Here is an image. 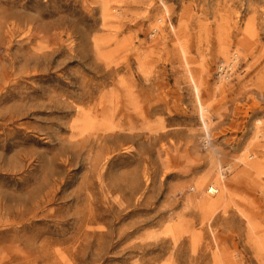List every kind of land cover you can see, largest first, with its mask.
Instances as JSON below:
<instances>
[{
	"label": "rangeland",
	"instance_id": "rangeland-1",
	"mask_svg": "<svg viewBox=\"0 0 264 264\" xmlns=\"http://www.w3.org/2000/svg\"><path fill=\"white\" fill-rule=\"evenodd\" d=\"M8 1L0 77L18 42L49 54L20 90L0 79V264H264V0ZM186 62L221 152L226 193L211 208L185 209L210 165ZM121 81L116 135L78 133L75 153L76 107L108 110ZM33 186L45 210L1 209Z\"/></svg>",
	"mask_w": 264,
	"mask_h": 264
},
{
	"label": "bare ground",
	"instance_id": "bare-ground-1",
	"mask_svg": "<svg viewBox=\"0 0 264 264\" xmlns=\"http://www.w3.org/2000/svg\"><path fill=\"white\" fill-rule=\"evenodd\" d=\"M15 8H16L15 4L10 3L8 0L0 1V34L1 35L5 31L3 24H6L7 22H9L10 17L13 15V11ZM106 13H107V9L106 7L103 6L102 14L105 15ZM24 42H27V41L18 42L19 48L21 47L20 50L18 48L16 51H14V47L12 46L7 49L9 59L12 63V74H11V77H8V78H6L4 74H1L0 79L5 85L8 84V86H10L11 91H13L14 89L20 90V88L26 86L27 82L31 81L32 79L37 78L36 76L38 74L37 73L38 68L42 64H44V59L49 54L48 52L44 50V48H36L33 51L31 50L26 51L24 50L23 44H26ZM30 45L31 44H28V46ZM95 47L96 49L99 48L97 43ZM235 60H236V57H234L232 59V62L229 63L228 66H225V67L229 69H233V65H234L233 61ZM185 72L189 75L190 81L193 86V91L196 94V98L198 101V113H199V118L201 122L200 125L203 131V136H202L201 141H202L203 146L205 148H208L209 150L208 156L210 158V165L208 169L206 170V172L204 173V175L201 176V178L196 183L191 185L192 193L188 197L185 209L191 208V207H198V206L211 208L213 205H215L219 201V198H220V197L214 198L212 196L218 195V196L223 197L226 193L225 191L226 184L223 181L224 175H223L222 161L215 159V157L219 155L221 152L218 146L215 144V140L214 138H212V135H211V131L214 126V120L208 115L207 113L208 109L201 101L198 78L187 62L185 63ZM22 79L25 82H23ZM126 88L127 87L125 83L121 81V84L118 85L116 89H113L110 92L109 104L112 106L109 107L108 110H103L101 113L96 114L95 116H92L89 113H85L84 110L81 109L80 107H76L77 115L73 118L72 123L70 124L72 135L70 139L65 140V143H67L69 148L74 149L75 151L78 141L76 142V140L74 139L77 137V134L85 133L89 131L91 128H95L98 131H99L98 128H103L106 132L111 133V135L113 134L116 135V133H114L116 130V125H114V121H112L111 118L113 116H118L119 113H122L124 110L122 109V111H120L119 113H115L116 107L114 108L113 104L116 100H119L123 91H126V93H128ZM32 95L33 94L31 93L30 94H24V93L20 94V96H24L23 101H25V99L29 101ZM124 115H128V112L127 111L124 112ZM1 117H4L3 120L8 122V121L14 120L15 117L17 116H7V117L1 116ZM131 132H133V128L131 129ZM119 133H124L125 135L130 136L128 134L129 131L126 128L125 130L120 128ZM262 135H263L262 129L257 131V138H261ZM67 154H68V151L65 150L62 156H66ZM246 163H248L247 165L252 164L250 162H246ZM225 167L226 169H229V166H225ZM46 189H48V187ZM47 196L48 194L44 193V190L42 187L33 186L30 191L23 189L20 199L18 201L12 202L9 205L4 204L2 206L3 208L1 209L3 210L5 209V211L9 212V214L10 213L12 214L16 208H17V211H20V212H25L24 211L25 209L27 210V212H29L31 210L33 211L34 209L39 210L42 207L41 205H43L44 203V210H45L47 208L46 207ZM179 217H181L182 219V217H184V213L181 214ZM9 222L12 225L15 223V221H9ZM183 225H182V221L179 220V223L177 224L176 228H179L180 230H182ZM253 225L254 224H252L251 226ZM167 232L170 233L171 235L170 237L172 239L171 241L175 243L174 247H176L177 245L176 240L179 235L178 234L179 231L176 229L170 228ZM91 236H94V234H92ZM195 236L196 234L192 235V241L195 240ZM147 238L150 239L151 235L149 234ZM24 243L28 244L26 248H28V252H29V254L24 253V255L26 257L32 256L34 254L31 249L33 241L30 238H26L24 240ZM258 243H259L258 244L259 249L264 250V236L258 239ZM143 249H144V246H143ZM217 249L218 248H216V252L214 253L215 259L218 256ZM171 253L174 254V251H171ZM40 259L44 261V257Z\"/></svg>",
	"mask_w": 264,
	"mask_h": 264
},
{
	"label": "built area",
	"instance_id": "built-area-1",
	"mask_svg": "<svg viewBox=\"0 0 264 264\" xmlns=\"http://www.w3.org/2000/svg\"><path fill=\"white\" fill-rule=\"evenodd\" d=\"M225 68V69H224ZM230 71V72H229ZM221 75H224L226 78L227 77H229L230 75H231V69H229V68H227V67H225V66H223L222 68H221Z\"/></svg>",
	"mask_w": 264,
	"mask_h": 264
}]
</instances>
